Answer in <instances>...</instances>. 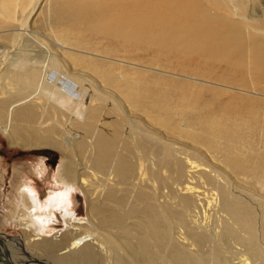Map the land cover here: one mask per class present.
<instances>
[{"label":"bare ground","instance_id":"obj_1","mask_svg":"<svg viewBox=\"0 0 264 264\" xmlns=\"http://www.w3.org/2000/svg\"><path fill=\"white\" fill-rule=\"evenodd\" d=\"M0 131L80 185L52 264H264V0H0Z\"/></svg>","mask_w":264,"mask_h":264},{"label":"rangeland","instance_id":"obj_2","mask_svg":"<svg viewBox=\"0 0 264 264\" xmlns=\"http://www.w3.org/2000/svg\"><path fill=\"white\" fill-rule=\"evenodd\" d=\"M41 158H46V162ZM62 161V154L52 148L9 145L0 131V235L7 246V254L17 263L29 262L28 257H31L52 264L44 253L29 247L31 243L27 237L35 235L41 239L54 240L69 230L68 217L86 218V202L80 185L60 176ZM27 190L35 193L33 197L36 203L22 194ZM54 196H60L61 199L52 210L49 198ZM31 212L35 213V219H29V227L25 231L23 220L30 218ZM83 231L95 236V228L92 230V227L86 226ZM99 232V235L102 234V237L97 236L100 243L105 244L107 238L115 241L110 234L102 230ZM60 250L62 247L55 253L58 254Z\"/></svg>","mask_w":264,"mask_h":264},{"label":"water","instance_id":"obj_3","mask_svg":"<svg viewBox=\"0 0 264 264\" xmlns=\"http://www.w3.org/2000/svg\"><path fill=\"white\" fill-rule=\"evenodd\" d=\"M0 243L3 244V241L2 239H0ZM0 261H3L4 264H27V263H36V264H43L42 262L36 260V259H33V260H29V262H19V263H16V262H12V261H9L5 256H3V258L1 259L0 258Z\"/></svg>","mask_w":264,"mask_h":264},{"label":"clouds","instance_id":"obj_4","mask_svg":"<svg viewBox=\"0 0 264 264\" xmlns=\"http://www.w3.org/2000/svg\"><path fill=\"white\" fill-rule=\"evenodd\" d=\"M41 160L44 161V162H46V158H41ZM33 195H34V193H33Z\"/></svg>","mask_w":264,"mask_h":264}]
</instances>
